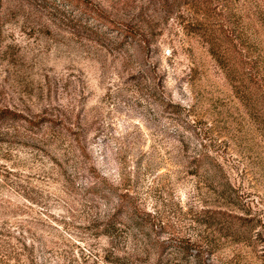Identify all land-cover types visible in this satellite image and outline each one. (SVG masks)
<instances>
[{"label":"rangeland","instance_id":"rangeland-1","mask_svg":"<svg viewBox=\"0 0 264 264\" xmlns=\"http://www.w3.org/2000/svg\"><path fill=\"white\" fill-rule=\"evenodd\" d=\"M85 1L0 0V264H264V0Z\"/></svg>","mask_w":264,"mask_h":264},{"label":"trees","instance_id":"trees-1","mask_svg":"<svg viewBox=\"0 0 264 264\" xmlns=\"http://www.w3.org/2000/svg\"><path fill=\"white\" fill-rule=\"evenodd\" d=\"M66 1L68 3H73L74 6L81 7V10L92 14L96 18V20L98 18H103V14L100 11H98L94 7V5H92L88 1H85V0H66ZM105 22H108V21H105ZM114 27H116V31H118V32L120 31L116 25H114ZM121 32H122V30H121ZM123 34H124L125 37L134 36L133 33L130 30H128V29L124 30ZM5 117H9V118L15 119V120L27 121V123L29 124V126H31V128H38L43 122V119H40V120H37V121H33V120L28 119L27 117H25L21 113L13 112V111L8 110V109H1L0 110V118H5Z\"/></svg>","mask_w":264,"mask_h":264}]
</instances>
